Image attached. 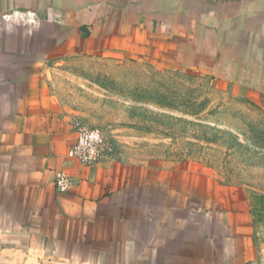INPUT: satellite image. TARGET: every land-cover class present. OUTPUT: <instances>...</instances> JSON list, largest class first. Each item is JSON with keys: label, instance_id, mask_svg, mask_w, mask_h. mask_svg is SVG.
Here are the masks:
<instances>
[{"label": "crops", "instance_id": "1", "mask_svg": "<svg viewBox=\"0 0 264 264\" xmlns=\"http://www.w3.org/2000/svg\"><path fill=\"white\" fill-rule=\"evenodd\" d=\"M102 53L210 74L264 107V0H0V264H264V194L68 157L77 122L52 67Z\"/></svg>", "mask_w": 264, "mask_h": 264}, {"label": "rangeland", "instance_id": "2", "mask_svg": "<svg viewBox=\"0 0 264 264\" xmlns=\"http://www.w3.org/2000/svg\"><path fill=\"white\" fill-rule=\"evenodd\" d=\"M52 87L76 122L100 129L103 154L175 167L264 194V107L210 74L123 55L68 57Z\"/></svg>", "mask_w": 264, "mask_h": 264}, {"label": "built area", "instance_id": "3", "mask_svg": "<svg viewBox=\"0 0 264 264\" xmlns=\"http://www.w3.org/2000/svg\"><path fill=\"white\" fill-rule=\"evenodd\" d=\"M75 132L77 140L70 149L68 157L86 166L99 163L106 146L104 133L98 128H92L80 122L76 123ZM73 186V180L69 175L63 171L56 173L55 187L58 193H69Z\"/></svg>", "mask_w": 264, "mask_h": 264}]
</instances>
